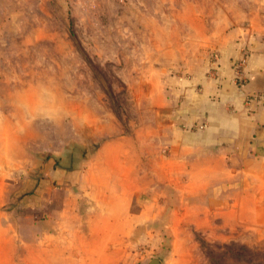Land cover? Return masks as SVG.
Masks as SVG:
<instances>
[{"label":"rangeland","instance_id":"rangeland-1","mask_svg":"<svg viewBox=\"0 0 264 264\" xmlns=\"http://www.w3.org/2000/svg\"><path fill=\"white\" fill-rule=\"evenodd\" d=\"M236 26L264 29V0H0V264H264L263 169L229 176L216 206L223 193H190L203 179L133 194L126 210L77 188L103 137L127 138L129 167L146 154L157 169L156 123L176 119L162 79H188L195 49Z\"/></svg>","mask_w":264,"mask_h":264},{"label":"crops","instance_id":"crops-1","mask_svg":"<svg viewBox=\"0 0 264 264\" xmlns=\"http://www.w3.org/2000/svg\"><path fill=\"white\" fill-rule=\"evenodd\" d=\"M208 48L195 49L188 64L183 63L185 72L191 74L188 79H162L164 88L171 89L167 92L170 98L167 93L162 97L161 108L176 119L162 125L156 123L155 161L160 163L157 169H147L146 154L139 155L140 165L129 167L128 159L136 162L134 156L117 151L127 138L103 137L102 142L92 143L95 152L89 151L83 165H78L77 188L83 187L93 198L103 194L95 197L106 203L103 208L110 210L112 203H121L120 208L126 210L131 208L133 194L141 197L158 188L164 192L165 185L184 189L185 184L203 179V184L190 193H223L224 199L211 197V204L216 206L222 200L227 203L229 176H261L258 169L264 170V29H224ZM156 55L163 58L165 53ZM202 123L205 126L199 129ZM141 139L147 141L148 137ZM77 140L78 147L89 150L86 141ZM75 157L81 163L79 154ZM229 163L234 165L231 170ZM55 176L64 180L67 191L72 190V172L66 170ZM153 176L156 185L149 186L148 178ZM178 178L184 180L183 186L175 182ZM213 180L219 182V187H214ZM203 205L196 208L202 210L206 207ZM109 220L107 224L112 223ZM113 220L116 224V215Z\"/></svg>","mask_w":264,"mask_h":264},{"label":"water","instance_id":"water-1","mask_svg":"<svg viewBox=\"0 0 264 264\" xmlns=\"http://www.w3.org/2000/svg\"><path fill=\"white\" fill-rule=\"evenodd\" d=\"M149 264H162L159 260H152Z\"/></svg>","mask_w":264,"mask_h":264}]
</instances>
